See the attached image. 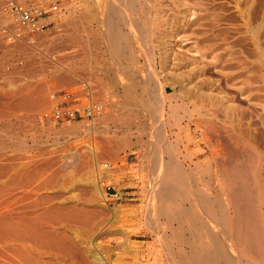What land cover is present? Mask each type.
Returning a JSON list of instances; mask_svg holds the SVG:
<instances>
[{
  "label": "bare ground",
  "instance_id": "bare-ground-1",
  "mask_svg": "<svg viewBox=\"0 0 264 264\" xmlns=\"http://www.w3.org/2000/svg\"><path fill=\"white\" fill-rule=\"evenodd\" d=\"M202 3L203 0H88V24L86 23L87 27L84 25V60L87 61L84 72H87L85 77L88 78L90 98L94 101L102 100L107 104L106 119L114 121L115 126L121 129L122 135L115 138L112 144L103 143L102 149L99 148L102 151L98 158L108 156L112 161H116L124 147L132 145L131 137L135 133V146H140L142 150L146 144L148 148L153 146L155 156L143 155V160H150L153 167L154 181L151 190L154 195L150 196V207L152 211L161 208L159 214L162 211L161 215L167 221L172 241L177 240L184 248L189 249L180 251L177 264H264V151H259L250 143L251 138L245 140L241 136L242 133L237 131V126L233 125L232 118L236 119L239 113L236 106L231 104L234 101L233 96L227 92L231 86L227 87L229 89L221 87L215 83L218 80H214L213 84L208 75L213 68L218 72L228 70L230 73L225 74L228 75L227 83L237 89L248 102L258 103L255 101L261 97L257 93L254 94L256 90L250 86L242 87L252 79L246 78V84L243 82L242 86L236 85V66L226 64L235 58L229 48L224 49L225 54H215L218 48L215 44H209V51L206 49L209 53H206L197 46L198 49H195L194 45L189 46L187 38L183 40L185 36L181 34L186 28L200 26L198 24L203 21ZM78 19L73 16L74 25L79 22ZM77 27L80 28V24H77ZM180 35L182 39L179 38L181 42L179 47L177 46L178 49H183L187 57L188 53L192 52L195 56L199 55L193 60L190 55V58H187L190 59L188 64V60L185 61L176 54L177 51H172V39ZM68 37L77 44L82 42V34L77 32ZM209 54L212 55L211 59H208ZM171 61L178 66L191 67L188 73L191 82L186 79L190 85L197 80L191 86L197 92L185 97L183 107L186 108L191 122L201 130L202 140L212 153V158L208 161L212 167L208 171L205 170L206 174L214 170V182L211 184L210 179V183L207 182L210 185L204 184L200 178L194 180L196 175L201 174L200 168L193 176L182 167L178 152L179 142L172 141L171 135L167 134V127L172 129L171 121L175 119L176 114L174 109L170 110L171 113L167 111L168 102H173L171 96H168L171 86L165 80V73ZM175 63L173 66H176ZM171 71L175 72L172 69ZM184 76L186 77L183 73V78ZM177 84L175 82V85ZM227 85L225 82V86ZM204 86L208 87V90L204 89ZM16 96H20L17 101L6 104L7 109L15 113L30 111L35 105L42 106V102H32L28 93L21 95L20 92L13 97ZM98 112H102V107ZM10 114L0 113V117ZM147 117L153 124L151 121V125L147 124ZM149 130L153 131L155 137L152 144L144 141V136ZM151 141L153 142V139ZM4 144L3 140L0 145ZM6 154L9 153L0 155V161H4L0 164V264H54L52 261L57 259H75L78 264L89 263V255L85 254L87 249L82 251L71 236L65 231H58L55 226L76 221L91 229L93 226L88 220L94 218L95 214L89 213L84 207L72 205L73 200L68 196L48 195L50 189L59 188V180L63 176L52 171L48 176L44 175V172L52 169L55 162L44 161L41 167H31L32 164L26 163V160L33 157L24 155L6 158ZM23 160L25 162L19 163ZM82 164L89 167L86 158ZM60 173L62 174V171ZM43 177L46 178L42 180ZM204 180L207 179L204 177ZM68 183L65 181L60 187L65 188ZM186 187L188 191L184 190ZM156 233L159 235L158 231Z\"/></svg>",
  "mask_w": 264,
  "mask_h": 264
},
{
  "label": "rangeland",
  "instance_id": "rangeland-1",
  "mask_svg": "<svg viewBox=\"0 0 264 264\" xmlns=\"http://www.w3.org/2000/svg\"><path fill=\"white\" fill-rule=\"evenodd\" d=\"M22 1L28 5L44 7L45 9L50 7V5L57 4L60 7V11L50 15L49 27L40 33L34 34L32 42L28 41V39L13 42L11 39H6L1 32L5 28L13 31L14 25L3 13V0H0V113L4 115V113L9 112L12 115L0 117V144H3V140L5 143V146L0 145L3 147H1L2 151L0 148V153L8 152L9 154H6V158L24 155L33 157L31 160H26V163L32 164H30L31 167L34 165H40L41 167L49 160L55 162L52 164V169L54 168V170L46 171L48 173L44 172V175L48 176L52 171L63 176L59 180V188L50 189L48 195L57 196L60 194L65 195V197L68 196L70 200H73L71 201L72 205L84 207L89 213L95 214L94 218L91 217L88 220L89 224L93 226L91 229L84 223L76 221L68 224L64 222L63 225L55 226L58 231H65L71 236V239L82 251L87 249L85 254L86 256L89 255L87 258L90 261L87 264H177L179 253L183 252L182 249H189L184 248L177 240L172 241L167 221L161 215L162 211L159 214L161 208L159 210L155 208L152 211L150 207V196L154 195L151 190V184L153 185L154 181L152 180L154 179L153 167L150 160H143V155L146 154L148 156L151 154V157L155 156L153 155L155 152L153 146L151 145L152 148H148L146 144L144 150L140 146H135V134L137 133L134 131L135 134L132 135L133 138L131 137L132 145L124 147L117 156L116 161H112L108 156L102 159L98 158L100 151H102L103 143L104 145L112 144L115 142V138H120L122 135L120 133L121 129L115 126L114 121L106 119L107 104L102 100L96 99L94 101V99L90 98L88 78H86L87 72H84L87 65V61L84 60V52H86L84 35H86V23L88 24L86 22L88 20L86 18L88 0ZM200 1L202 2V0ZM204 3L206 6H204ZM202 4L204 7L201 13L203 21L201 20V24H198L200 26H195L192 29L186 28V31L181 34L183 37L185 36L183 40L187 38L189 46H197L206 53H209L207 52V50L209 51L207 48L209 44H211L210 46L216 45L215 47L218 48L215 54H225L226 51L224 49L229 48L232 56L236 59L234 58L233 61L229 60L226 64H235L234 66L238 67H235L237 74L236 85L238 87L239 85L242 86L243 82L247 83V79H252V82L248 81L249 83L242 87L250 86L253 90L255 89L254 94L257 93L261 97H258L261 101H255L258 103L248 102L245 97L240 95L237 89L235 90L230 83H227L228 75L225 74H229L230 71L218 72L213 68L208 75L213 84L214 80H218L215 83L221 85V87H226V89L230 88L227 92L234 98L231 104L236 106L240 115H238V119L232 118L233 125L237 126V131H239V134L242 133L241 136L245 140L248 141L251 138L249 142L263 152L264 0H203ZM73 16L76 19L79 18L77 24H80V28L77 27V24H73ZM76 32L82 34L83 43L77 44L69 39L68 36ZM181 35L176 39H172V51H177L176 54H179L180 58L183 57L185 61L190 58V55L192 60L195 57L198 58V54L195 56L193 52L191 54L188 53L189 57H187L186 52L182 51L183 49H178L181 42L179 38L182 39ZM174 40L179 41L175 42ZM197 47L195 49H198ZM174 48H177L182 53ZM211 56L208 59H211ZM76 58H80L79 63H77ZM172 58L173 56L171 55ZM81 59L82 61H80ZM189 60L186 61V64L190 63ZM174 63L170 62L171 65H168L165 73V80L171 86L168 96L173 99L172 103L168 102L167 107L169 110L167 111L170 112L171 109L176 111L175 119L171 121L173 127L172 129L170 126L167 127V134L171 135L172 141L178 140L179 142L178 152L180 160H182L180 161L182 167L193 176L197 169L200 168L201 174L196 175L194 180H199L200 178L204 181V184L210 185L207 182L209 181L210 183V180L211 184L212 181L214 182V170H211L212 173L210 171L207 172L208 175L205 172L212 167H210L208 162L212 158V153L202 140L201 130L197 128L194 122H191L186 108L183 107V103L186 102L185 97L188 95L192 96L193 92L194 94L197 92V90L191 88L197 80H194L192 85H190L188 82H191L189 79L191 76L188 73L191 67L178 66L177 63H175L176 66L174 65V67ZM73 65L75 66L73 67ZM80 69L85 70L81 71ZM171 69L179 74L171 71ZM73 70L77 73H74ZM182 72L186 75V77L184 76L185 79ZM186 72L188 75L185 74ZM223 72L225 73L223 74ZM74 76L75 78H73ZM186 79L189 81L187 82ZM174 81L176 84L178 81L179 83L175 85ZM225 82L226 85H229L225 86ZM179 84L180 88L184 87L180 89ZM228 86L231 87L227 88ZM203 88L208 90L206 86ZM20 92L21 95L28 93L32 102H42V106L35 105L34 108L29 109L30 111L18 113L9 108L8 110L6 104L11 101H17L20 96H13ZM185 92L188 93L186 94ZM58 93H71L74 96V100L69 105L79 109L76 119L68 122H59L53 118L52 111L55 106L53 94ZM101 107L102 112L99 113L98 109H101ZM87 108L93 110L94 116H86ZM246 114L249 115L247 116ZM147 120V124H153L150 118L147 117ZM150 121L152 122L151 124ZM1 128L5 129L1 130ZM152 132L149 130L147 134L150 135L146 134L147 136H144L145 143L152 144L155 142ZM4 147L5 150H3ZM39 152L40 154H38ZM85 158L89 162V167L82 164ZM2 162L4 163V161H0V164ZM20 162H25V160ZM62 165H67L65 167L66 170L61 167ZM71 165L73 167H69V169L68 166ZM61 171L62 174L60 173ZM204 177L207 179L206 181ZM45 178L43 177L42 180ZM65 181L69 182V185L66 184L65 188L60 187L63 186ZM192 186L194 187V185ZM200 186L202 187V185ZM187 188L184 190L188 191ZM116 192L122 194L118 200L109 196ZM157 231L159 235H157ZM187 236L190 237L189 234ZM88 251L90 252L88 253ZM94 259L97 261H94ZM44 260L48 261L49 259L44 258ZM55 262H58V264H78L75 259L73 261H66L65 259L52 261V263L57 264Z\"/></svg>",
  "mask_w": 264,
  "mask_h": 264
},
{
  "label": "built area",
  "instance_id": "built-area-1",
  "mask_svg": "<svg viewBox=\"0 0 264 264\" xmlns=\"http://www.w3.org/2000/svg\"><path fill=\"white\" fill-rule=\"evenodd\" d=\"M2 10L6 18L14 25L13 31L7 30L6 28L1 30L4 37L11 39L13 42L25 39L32 42L34 34L40 33L49 27L50 23H47L45 19L51 17L50 15L58 13L60 7L54 4L45 9L44 7L28 5L22 0H3ZM53 99L55 101L53 118L56 121L68 122L76 119L79 109L69 105L74 100V96L71 93L53 94ZM86 116H94L91 108H87ZM109 196L118 200L122 194L116 192Z\"/></svg>",
  "mask_w": 264,
  "mask_h": 264
},
{
  "label": "crops",
  "instance_id": "crops-1",
  "mask_svg": "<svg viewBox=\"0 0 264 264\" xmlns=\"http://www.w3.org/2000/svg\"><path fill=\"white\" fill-rule=\"evenodd\" d=\"M51 19V17H47L45 20L47 21V22H49V20ZM50 23V22H49Z\"/></svg>",
  "mask_w": 264,
  "mask_h": 264
}]
</instances>
